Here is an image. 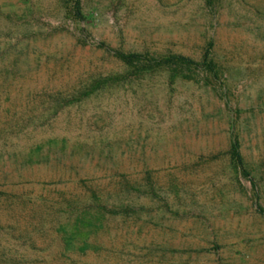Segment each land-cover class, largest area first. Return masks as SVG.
<instances>
[{
  "label": "rangeland",
  "instance_id": "374dc122",
  "mask_svg": "<svg viewBox=\"0 0 264 264\" xmlns=\"http://www.w3.org/2000/svg\"><path fill=\"white\" fill-rule=\"evenodd\" d=\"M80 3L0 0V264H264V0Z\"/></svg>",
  "mask_w": 264,
  "mask_h": 264
},
{
  "label": "trees",
  "instance_id": "16d2710c",
  "mask_svg": "<svg viewBox=\"0 0 264 264\" xmlns=\"http://www.w3.org/2000/svg\"><path fill=\"white\" fill-rule=\"evenodd\" d=\"M207 1L210 2L211 0ZM68 2H70V4L66 8L67 14L72 18V20H81L82 14L80 0H68ZM81 32L83 34L81 37V41L83 43H88L89 41L85 37L87 31L82 28ZM93 44L112 51L113 55L120 59L125 65L132 68L134 73L149 72L159 67H164L170 70L172 73L181 74V76L189 79L195 78V75L197 76L199 73L202 75L210 74V76L214 79H216L217 77V71L215 69L214 63L211 60L206 59L205 55L202 60L194 61L182 54L150 55L134 52L125 53L120 50L111 49L103 42H93ZM229 154L234 164L241 168L244 173H246L244 170L243 160L239 151V144L236 137H234L231 141ZM127 207V205L123 206L122 210L126 212ZM100 208L103 211H107L110 213H116L119 211L118 209L107 205H100Z\"/></svg>",
  "mask_w": 264,
  "mask_h": 264
}]
</instances>
